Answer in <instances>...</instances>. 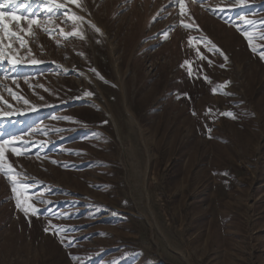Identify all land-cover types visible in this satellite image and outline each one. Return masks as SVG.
<instances>
[{"label":"rangeland","instance_id":"374dc122","mask_svg":"<svg viewBox=\"0 0 264 264\" xmlns=\"http://www.w3.org/2000/svg\"><path fill=\"white\" fill-rule=\"evenodd\" d=\"M0 264H264V0H0Z\"/></svg>","mask_w":264,"mask_h":264},{"label":"bare ground","instance_id":"6f19581e","mask_svg":"<svg viewBox=\"0 0 264 264\" xmlns=\"http://www.w3.org/2000/svg\"><path fill=\"white\" fill-rule=\"evenodd\" d=\"M90 8V7H89ZM91 9V8H90ZM84 17L85 18H87L88 19V17H87V15H84ZM91 22H93V23H98V22H100L98 19H89Z\"/></svg>","mask_w":264,"mask_h":264}]
</instances>
